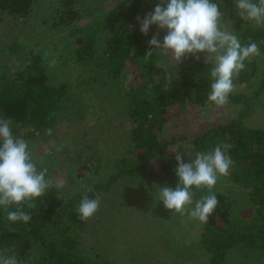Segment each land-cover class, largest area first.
I'll return each instance as SVG.
<instances>
[{
	"label": "trees",
	"instance_id": "1",
	"mask_svg": "<svg viewBox=\"0 0 264 264\" xmlns=\"http://www.w3.org/2000/svg\"><path fill=\"white\" fill-rule=\"evenodd\" d=\"M107 1L110 0H56V7L51 3L48 10L40 0H0V19L7 12L10 24L20 23L21 17L26 18L22 24H31L26 20L34 17L38 9V20L44 19L43 24L37 20V28L28 30L26 36L16 31L0 32V50H4L0 55V117L14 121L13 134L29 142L38 168L48 169L47 179L58 180L57 163L61 158H54L56 148L45 142L49 138L46 129L54 130L58 122L82 119L88 114L94 116L89 125L98 136L86 138L89 128H82L76 135L80 154L66 152L78 165L97 156L94 176L105 172V187L110 189L121 183V178L128 180L127 175L142 178L144 183L158 175L153 169L158 167L163 175L159 180L154 178L157 191L161 186L174 188L178 183L177 161L169 147L176 139L162 137L168 127L167 112L176 102L183 107L189 103L215 105L207 99L212 63L207 62L205 53H199L200 59L187 55L175 64L170 55L159 50L144 59L150 48L148 41L159 34L162 42L167 34L157 25H151L147 34L140 31V20L160 1L112 0L104 9ZM214 2L224 13L223 26L234 32L241 44L255 41L260 55L246 60V68L233 78L234 90L227 103L230 110L233 106L236 110L232 117L218 124L209 123L192 138L191 153L184 156L185 162H190L195 152L228 143L232 145L229 154L234 161L229 174L220 176L211 189L219 199L215 211L207 222L193 220L199 224L201 235L192 246L198 262L264 264V127L249 125L245 119L250 110L264 111V26L241 19L233 10L234 0ZM65 31L69 36L79 34L83 42L78 45L70 37L67 39L68 35L64 38ZM50 34H60L68 45L56 61V46L46 40ZM38 45H43L45 51L50 48V54L36 53ZM243 83H249L248 92L238 87ZM107 106L114 109L112 115ZM131 123L125 148L116 149L120 142L112 139V133L107 135L103 162L98 157V146L105 127L113 130ZM64 146L69 148V144ZM72 177L65 180L62 188L53 186L36 199V208L23 206L31 215L27 223L8 221L0 207V252L15 255L20 264H119L110 254L100 251L96 240L92 244L86 240L83 233L94 230L95 225L91 218L79 219L76 212L83 195L96 198L100 185H74ZM208 191L194 187L193 200ZM147 205L149 202L141 207ZM17 207L13 204L9 210Z\"/></svg>",
	"mask_w": 264,
	"mask_h": 264
},
{
	"label": "clouds",
	"instance_id": "2",
	"mask_svg": "<svg viewBox=\"0 0 264 264\" xmlns=\"http://www.w3.org/2000/svg\"><path fill=\"white\" fill-rule=\"evenodd\" d=\"M234 5L241 19L264 26V0H234ZM223 16L224 13L214 0H160L154 11L148 12L140 20V31L144 34L149 32L151 25L167 30L162 42L159 34L148 41L150 48L144 59L151 57L156 50L170 55L175 64L187 55L200 59L199 53L206 54L207 62L212 63V82L207 99L217 106L228 103V97L234 90L233 78L246 68L245 61L260 55L259 45L255 41L241 44L239 37L223 26ZM13 124L12 119L0 117V207L4 208L8 221L27 223L31 215L23 206L36 208V199L44 196L53 186L62 188L64 182L46 178L48 169L38 168L29 142L13 134ZM46 134L51 136L53 130L46 129ZM231 147L228 143H218L212 150L195 152L190 162L184 160L189 152L187 146L183 147V152L174 150L178 183L174 188L161 186L159 201L163 202L166 209L187 215L193 220L207 222L219 205V199L211 189L220 176L229 174L234 164L229 154ZM194 187L207 188L208 194L194 201ZM13 204L19 207L9 210ZM100 204L99 196L90 198L84 194L76 207L78 218L88 220L98 211ZM0 264L20 262L15 255L0 252Z\"/></svg>",
	"mask_w": 264,
	"mask_h": 264
},
{
	"label": "rangeland",
	"instance_id": "3",
	"mask_svg": "<svg viewBox=\"0 0 264 264\" xmlns=\"http://www.w3.org/2000/svg\"><path fill=\"white\" fill-rule=\"evenodd\" d=\"M55 1L40 0L39 3L49 10L52 8L50 6L51 3L54 4V8L56 7ZM111 3L112 0L107 1L104 3L103 8L105 9V6L110 7ZM229 9L232 10L230 6ZM39 15L40 9L36 11L34 17L26 20L27 22H31V24H22L21 21H24L25 17L19 19L20 23L14 22L10 24L8 23L10 15L5 12L2 14L3 19H0V32L16 31L20 32L22 36H26L28 30L37 28L35 23ZM87 16L84 18L85 21L88 20ZM38 21H40V24L44 23L43 18ZM225 21L228 23L229 20ZM64 33V38L68 35L67 39L70 37L69 39H72L75 44L79 45L83 42V37L79 36V34L69 36L68 31ZM59 35L50 34L46 39L53 41L54 43H51V45L56 46L54 47L56 51L53 61H56L62 50L67 51L68 45L66 46L63 43L64 41H62L66 39ZM57 42H59V45ZM61 43L63 44L61 45ZM34 45L36 46V43ZM44 48L47 49L46 47ZM48 50L45 51L43 45L36 47V53L41 52L44 56L50 54ZM3 51L0 50V55ZM46 61L48 62L47 58ZM248 85L249 83H243L238 87L241 88V91L248 92ZM238 106H236V109ZM88 107V105L85 106L83 111L86 112ZM235 111L234 106L230 110L228 104L223 106L210 105L207 107L191 103L185 107L179 106L177 102L172 104L167 112L166 125L168 127H166L162 134L164 140L173 139L174 137L176 139L170 144L169 153L175 154L174 150L177 149L183 152V147L187 146L189 149L188 154H190L191 146H193L192 138L201 133L209 123L218 124L228 120ZM260 111L259 108H257L256 112L250 110L245 117L247 124L264 127V111ZM108 112L112 115L114 109L108 107ZM76 118L78 119L58 122L55 125L53 134L45 142L56 148L53 152L54 158H61L58 161L59 164L57 163L58 180L65 182L72 175L74 177H72L74 181L72 184L74 185H80L79 183H81L84 186L91 185L95 187L97 183L101 187L97 192L101 199V204L98 211L91 217V222L95 225L94 230H88L83 233H86V240L90 241L91 244L96 240L97 244L101 247L100 251L110 254L109 256L119 264H207L204 260V262H198L197 255L194 256L195 248H193L192 243L201 235L198 227L199 224H194L193 219H190L187 215L179 217L172 210L166 209L163 202L159 201V191H157V185L153 181H155L154 178L159 180V176L163 175L160 168H153L155 172H158V175L149 178V180L147 179L144 183H141L142 178H134L133 175H127L128 180L121 178V183L110 189L109 186L105 187V182L108 179L105 172L94 176L93 168L97 163L95 159L97 156L91 158L88 162L78 165L71 158V155L66 154L67 151L73 156L80 154V148L77 143L79 136L76 135H80L82 128H89L86 138H96L98 136L95 128L92 129L89 125L91 119L94 121V116L89 117L87 114L82 119ZM132 126L133 123L129 126L118 125L113 130L104 126L105 135L102 136L103 141H100V146H98L100 149L98 157H102L103 162H105V152H107L105 151V138L107 135L112 133L110 135L112 139L120 142L119 148L117 146L116 149H123L128 143L127 140ZM67 144H69V148L64 146ZM73 167L74 170H71ZM81 180L84 181L81 182ZM145 202H149V205L146 208H142L141 206ZM181 225H183V229H179ZM169 228H172L173 231H170ZM90 234H93V236L90 237ZM175 236L177 237L175 241L170 239ZM255 254L260 256L257 253ZM166 260L167 262L164 263Z\"/></svg>",
	"mask_w": 264,
	"mask_h": 264
}]
</instances>
